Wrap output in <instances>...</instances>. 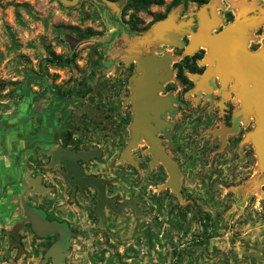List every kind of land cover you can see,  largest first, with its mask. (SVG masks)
Masks as SVG:
<instances>
[{"label":"rangeland","instance_id":"obj_1","mask_svg":"<svg viewBox=\"0 0 264 264\" xmlns=\"http://www.w3.org/2000/svg\"><path fill=\"white\" fill-rule=\"evenodd\" d=\"M101 1L104 7L92 0H0V149L17 153L21 187L12 195L13 214H0V264H39L50 241L30 230L20 200L74 227L67 264H264V136L257 144L245 136L224 147L200 121L179 124L178 188L170 190L163 175L160 185L133 193L114 168L113 177L105 175L120 208L85 218L77 200L63 196L56 165L46 162L52 134L73 127L68 107L77 102V88L71 104L59 91L77 75L45 60L51 50L62 57L74 51L76 65L86 63L112 42L126 47L141 31L152 35L169 22L179 28L195 14L211 16L210 30L226 26L221 33L229 42L252 43L263 57L264 0H181L175 7L163 0L145 9L128 0ZM35 177L38 186L29 180ZM17 223L20 245L10 234Z\"/></svg>","mask_w":264,"mask_h":264},{"label":"flooded vegetation","instance_id":"obj_2","mask_svg":"<svg viewBox=\"0 0 264 264\" xmlns=\"http://www.w3.org/2000/svg\"><path fill=\"white\" fill-rule=\"evenodd\" d=\"M194 16L192 22L179 28L169 22L152 35L143 37L144 31H141V38L126 47L120 42H112L114 47L111 45L102 50L100 56L93 52L86 63L76 65L74 51L64 57L52 50L47 52L45 60L55 65L67 64L77 75V80L65 82L59 91L62 102L71 104L69 99L77 88V102L72 108L68 107L74 115L73 127H63L52 134L46 146L50 148L46 162L56 165L63 196L77 200V207H83L86 212L85 218L90 212L99 216L98 190L93 183L86 182L85 178L89 176L100 181L105 198L112 200L115 207L120 205L110 193L113 179L105 175L113 177L114 168H121L125 188L133 193H139L146 186L160 185L163 175H166L169 189H177L182 174L176 159L179 124L189 121L192 125L200 121L202 128L210 130L211 139H218L220 143L221 139L225 140L224 147L232 142L238 143L240 137L245 136L256 144L262 141H258L257 126L258 119H264V56L255 55L257 51L250 48L252 43L245 48L235 44V37L233 43L229 42L230 37L221 33L224 25L210 30L211 16L203 15L202 19L197 14ZM156 34H160V39ZM215 35L218 37L214 38ZM203 41L211 47L208 48ZM146 57L162 64L156 68V75L164 79L159 80L154 93L162 98V102L155 110L146 109L142 125L134 127L131 78L142 73L137 69V60ZM60 114H64L62 107ZM262 132L264 134V129ZM64 149L77 153L74 160L77 178L75 172L67 169L64 160H52L53 153L59 154ZM16 154L13 150L0 149L1 215H12L16 208L12 207L13 194L7 196L10 185H20L16 179L19 173ZM162 159L175 168L174 186ZM5 168L10 170L7 176ZM29 180L38 186L37 177ZM40 188L47 190L46 186ZM132 197L138 199L140 196H128ZM23 201L20 200L19 209L25 214ZM24 202L41 216L64 225L71 233L62 240L67 250L69 240L75 234L68 219L48 216L35 204ZM100 209L102 214L104 209L112 210L106 203ZM27 225L32 230L29 222ZM58 236L56 233L38 237L50 240L46 250Z\"/></svg>","mask_w":264,"mask_h":264},{"label":"water","instance_id":"obj_3","mask_svg":"<svg viewBox=\"0 0 264 264\" xmlns=\"http://www.w3.org/2000/svg\"><path fill=\"white\" fill-rule=\"evenodd\" d=\"M64 5H74L78 0H59ZM69 40V39H68ZM70 41V40H69ZM206 41V40H205ZM204 44L206 42L203 41ZM208 48L211 47L210 44ZM210 45V46H209ZM155 59L151 57L141 58L137 60V69L142 70L141 74L133 75L131 89L133 91L132 101L134 103V111H135V126L138 127L143 123V113L146 109L155 110L156 106L162 102V98L154 96L155 90L158 88L159 80H163L164 78L156 75V65H154ZM164 63V61H163ZM155 66V67H154ZM264 129V119H258L257 133H258V141L262 139ZM83 155V154H82ZM52 160L55 158H60L65 161V165L68 170L75 172L77 178V166L75 165V157H77V153H74L70 150L64 149L57 153H53L51 155ZM166 167L168 168L171 179L170 182L174 186L176 185V177L177 173L175 172L174 166H172L166 159H162ZM67 178V175H65ZM86 182L93 183L98 190L97 193V211L99 216H101V205L106 203L108 207L112 210L117 211L121 204L118 207L113 205L112 200H108L103 195V189L100 185V181L89 176L85 178ZM77 182V179H76ZM23 208L26 215V221L30 223L32 231L37 236H45L50 234H58V238L53 241L44 251L43 257L41 258L39 264H44L49 259L51 264H67L65 260V255L67 254L66 246L62 243V240L65 239L71 233L65 229L64 225L58 223L54 220H49L43 216H41L35 209L28 206L24 201L22 202ZM20 224H16L12 227L10 234L14 237L15 241L20 245V237L17 233V228Z\"/></svg>","mask_w":264,"mask_h":264},{"label":"trees","instance_id":"obj_4","mask_svg":"<svg viewBox=\"0 0 264 264\" xmlns=\"http://www.w3.org/2000/svg\"><path fill=\"white\" fill-rule=\"evenodd\" d=\"M101 7H104L105 4L101 0H95ZM163 0H128V4H134L141 8H146L151 3H162ZM181 3V0H172L169 3L170 7H175Z\"/></svg>","mask_w":264,"mask_h":264},{"label":"crops","instance_id":"obj_5","mask_svg":"<svg viewBox=\"0 0 264 264\" xmlns=\"http://www.w3.org/2000/svg\"><path fill=\"white\" fill-rule=\"evenodd\" d=\"M7 173H4L6 176L8 174V172L10 171L8 168H5ZM5 180H3L2 182H4ZM1 188V186H0ZM21 189L20 185H10L9 188L7 189V196H9L10 194H13V192L16 193V195L18 194V191ZM3 193V192H2ZM4 195V194H3ZM5 196V195H4ZM14 197V194H13ZM13 199V198H12ZM5 201V200H4ZM3 201V202H4ZM1 223V222H0Z\"/></svg>","mask_w":264,"mask_h":264},{"label":"bare ground","instance_id":"obj_6","mask_svg":"<svg viewBox=\"0 0 264 264\" xmlns=\"http://www.w3.org/2000/svg\"><path fill=\"white\" fill-rule=\"evenodd\" d=\"M155 62L156 63H154V65H156V67H159L160 65L162 66V64L157 60V59H155ZM155 67V66H154ZM35 182V181H34Z\"/></svg>","mask_w":264,"mask_h":264}]
</instances>
